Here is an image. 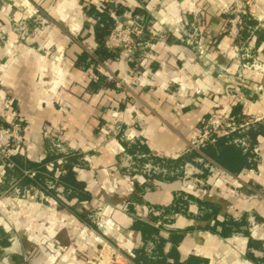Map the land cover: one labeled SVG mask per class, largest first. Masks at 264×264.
I'll return each mask as SVG.
<instances>
[{
  "label": "crops",
  "instance_id": "0c3cea01",
  "mask_svg": "<svg viewBox=\"0 0 264 264\" xmlns=\"http://www.w3.org/2000/svg\"><path fill=\"white\" fill-rule=\"evenodd\" d=\"M105 1L144 18L146 48L99 57L87 6ZM233 2L0 0L15 155L63 201L0 161V264H264V75L234 54ZM83 53L97 64L81 65ZM238 103L257 121L227 137L246 153L245 134L262 125L253 159L231 172L202 148L192 157L210 111L230 116ZM67 163L80 192L55 178Z\"/></svg>",
  "mask_w": 264,
  "mask_h": 264
},
{
  "label": "built area",
  "instance_id": "2783aa9c",
  "mask_svg": "<svg viewBox=\"0 0 264 264\" xmlns=\"http://www.w3.org/2000/svg\"><path fill=\"white\" fill-rule=\"evenodd\" d=\"M115 6L116 4H109L107 7L109 12L115 18V26L107 36L105 45L107 49L114 51L117 56L126 55L127 57H130L136 51L142 50L148 45L143 40L147 26L144 18L135 15L132 12L127 11L123 14H117ZM100 9L103 10L102 5L100 6ZM231 15V18L229 19L228 33L229 36L235 40L236 37L240 35V27L238 25L241 23V21H239L241 15ZM193 36L194 35L189 34L188 43L192 44L194 42L192 40ZM234 54L237 55L236 53ZM9 104L10 102L7 97L0 96V120L7 124L0 126V161L5 168H13L16 166L12 157L22 142L21 123L16 119L8 121L10 112ZM249 124L250 120L248 119L237 123L231 116L213 109L201 125L200 131L191 140L190 147L192 149H201L209 142L215 141L216 138L220 136H229L231 133L247 127ZM64 172L65 170L61 171V173ZM24 173L29 177L34 176L33 173L27 170H24ZM222 173L225 179H232L228 173ZM51 188H53V186L48 187V189ZM46 198H49L54 205H59L62 200L61 195L58 193L52 195L47 192Z\"/></svg>",
  "mask_w": 264,
  "mask_h": 264
},
{
  "label": "trees",
  "instance_id": "16d2710c",
  "mask_svg": "<svg viewBox=\"0 0 264 264\" xmlns=\"http://www.w3.org/2000/svg\"><path fill=\"white\" fill-rule=\"evenodd\" d=\"M107 7L108 5L106 4V1L103 2L102 5L103 10L92 4H89L87 6L88 12L91 14L92 17V22L95 31V38L98 42L97 54L101 59L115 58L117 56L114 51L107 49L105 45V40L107 36L115 26V18L109 12ZM115 10L117 14H123L124 12H126L125 7L121 5H116ZM244 18H245V24H244V29L241 32V36L245 41H250L253 37H256L255 49H257L259 48L262 41H264V30H262L261 28H257L258 22L256 19H253L250 16ZM88 59H89V55L87 53H83L80 56L78 62H80L81 65H83L84 67H88L91 63L97 64L94 59L90 58V61H88ZM99 80H101V82H105L104 77L102 76L99 77ZM98 87H99L98 80L97 82L92 83L93 89H97ZM230 116L235 120V122L239 123L247 119L248 114L244 109V105L238 103L233 107ZM251 118L252 117L250 116V121L253 120ZM1 125H7V124L2 120H0V126ZM262 129L263 126L258 125L257 128L256 127L255 129L252 128L248 133L245 134L246 136L249 135L248 139L251 142V146H249V148L246 149L247 151L246 153L243 152L244 148H242L240 144L238 143L235 144V142L233 143L232 136L231 137L222 136L216 138L215 141L209 142L202 148V153L208 156L209 158L217 161V163H219L226 170L231 172H237L241 167V164L243 165L244 158L247 159V157L250 156L251 159H253V156H255V152H253L254 146L252 144H254V138L258 134V131L260 132ZM235 135L239 136L238 133ZM214 142L217 144L218 147L212 144ZM191 154L192 157L198 155L196 151L195 152L193 151ZM12 158L16 166L13 168H6V171L8 173L15 174L16 176H18V178H20L21 180V183L26 187L41 188L46 192L51 193L52 195H56L57 192L55 188L48 189V187L42 183L43 180L40 178L38 172H32L31 170H29V172L33 173L34 175L33 178L29 177L24 173V167L20 164L15 154L13 155ZM63 168L66 172L58 175V177L56 176L55 178L59 181V183L64 185L66 191L75 190L80 192V190H82L83 185L81 182H78V180L74 177V171L72 170V168L69 166L68 163ZM71 194H73V192ZM62 203L63 201L61 200L60 204Z\"/></svg>",
  "mask_w": 264,
  "mask_h": 264
},
{
  "label": "rangeland",
  "instance_id": "374dc122",
  "mask_svg": "<svg viewBox=\"0 0 264 264\" xmlns=\"http://www.w3.org/2000/svg\"><path fill=\"white\" fill-rule=\"evenodd\" d=\"M224 10L228 13L230 19L231 14H239L241 15V23H239L240 27V35L235 39V45H233V50L237 55L236 58H239L245 63V66L250 70V72H256L264 75V50L257 48L255 49L254 42L256 37H253L250 41H245L241 36V32L244 29L245 18L244 17H252L256 19L258 24L257 27L264 29V9L261 8L259 4L253 2V0L249 2H243L242 0H237L236 2L227 5ZM245 12V13H243ZM248 20V18H247ZM257 29V28H256ZM193 40V39H192ZM245 67V68H246ZM253 76V75H252ZM263 99H264V91H263ZM250 124L248 126H253L256 123V117H252ZM249 120V119H248ZM259 120V119H258ZM213 142V141H212ZM196 152H201V149H194ZM202 153V152H201ZM258 155V154H257ZM199 156V155H198ZM197 159V158H196ZM199 160V159H198Z\"/></svg>",
  "mask_w": 264,
  "mask_h": 264
}]
</instances>
